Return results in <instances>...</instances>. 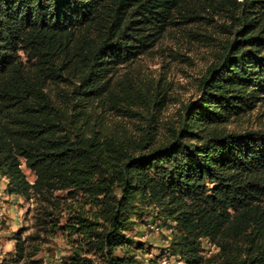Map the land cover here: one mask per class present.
<instances>
[{"label":"trees","instance_id":"16d2710c","mask_svg":"<svg viewBox=\"0 0 264 264\" xmlns=\"http://www.w3.org/2000/svg\"><path fill=\"white\" fill-rule=\"evenodd\" d=\"M212 13H226L230 38L163 131L166 96L120 69ZM262 101L264 0H0V176L9 195L45 205L39 225L82 238L69 264H139L143 243L127 233L152 209L175 225L179 262L264 264V131L226 129ZM112 114L144 123L131 131ZM58 192L90 215L57 225L70 213ZM38 239L15 234L12 261L43 264Z\"/></svg>","mask_w":264,"mask_h":264},{"label":"rangeland","instance_id":"374dc122","mask_svg":"<svg viewBox=\"0 0 264 264\" xmlns=\"http://www.w3.org/2000/svg\"><path fill=\"white\" fill-rule=\"evenodd\" d=\"M217 5V4H214ZM206 16V15H205ZM209 23L191 26L187 32L171 30L165 38L149 52L130 65L120 69L119 78L130 85L138 87L143 84L150 92L161 91L166 96L165 106L160 116V126L165 131L169 123L179 119L186 104L200 95V83L208 69L216 62V56L221 51V45L230 38L221 32L222 24H229L226 13H212ZM143 111V110H142ZM144 112V111H143ZM108 122H118L121 126L133 131L136 125H143L139 118L129 119L122 116L108 117ZM230 132L242 133L248 130L264 131V101L247 114L233 118L226 126ZM23 171L30 182H34V173L23 166ZM7 180L0 176V264H15V234L23 232V238L38 236L34 243L40 248L37 255L43 264H69L67 261L81 243L82 238L70 236L64 230H55L51 224L45 227L39 225L38 217L43 216L45 205L34 201H25L22 197L9 195L6 191ZM56 196L68 208L56 217L57 225L66 226L73 209L83 208L90 215V207L83 200L75 202L67 198L66 192H58ZM136 225L127 234L143 243V250H135L139 264H149L151 258L160 257L162 264H184L167 252L171 235L176 232L171 221H165L157 210L152 209L142 218H136ZM31 242V240H30ZM207 257L217 253L214 246L204 243ZM117 254H121L120 251ZM94 264H103L94 258Z\"/></svg>","mask_w":264,"mask_h":264}]
</instances>
